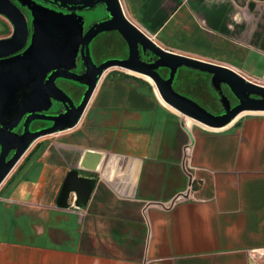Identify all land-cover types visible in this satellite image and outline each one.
I'll use <instances>...</instances> for the list:
<instances>
[{"label":"crops","instance_id":"obj_1","mask_svg":"<svg viewBox=\"0 0 264 264\" xmlns=\"http://www.w3.org/2000/svg\"><path fill=\"white\" fill-rule=\"evenodd\" d=\"M121 4L162 46L264 83V0ZM190 143L194 183L178 200ZM71 170L97 180L85 210L75 195L57 206ZM261 248L264 114L222 130L189 124L121 68L104 73L74 128L35 141L0 186V264H264L249 257Z\"/></svg>","mask_w":264,"mask_h":264},{"label":"water","instance_id":"obj_2","mask_svg":"<svg viewBox=\"0 0 264 264\" xmlns=\"http://www.w3.org/2000/svg\"><path fill=\"white\" fill-rule=\"evenodd\" d=\"M32 2L34 5L26 3L33 18L31 43L24 52L15 55L28 42L29 24L9 0H0V15L14 28L9 38L0 39V186L35 141L72 129L80 122L102 76L111 68H121L151 79L167 106L211 130L229 127L244 113L264 114V86L247 80L226 66L164 50L126 17L121 0H51L59 8L68 10V14ZM100 4L105 6L110 18L85 31L87 19L78 11L94 10ZM111 32H117L126 42L128 57L111 58L97 65L92 57L91 44L99 35ZM79 60L85 68L84 74L73 71ZM183 67L212 76L211 85L219 96L222 114H214L176 91L175 82ZM161 69L168 71L167 78L161 75ZM57 79L86 87L78 106L56 85ZM224 87L237 100L235 106L225 94ZM48 103L54 107L47 108ZM56 104H60L65 112L47 116L45 112L55 109ZM25 116V131L18 135L15 130ZM35 120L51 122L52 126L31 132L30 124ZM12 150L15 154L7 161ZM96 184L95 178L71 170L62 186L57 206L69 208L71 197L75 195L74 206L85 210Z\"/></svg>","mask_w":264,"mask_h":264},{"label":"flooded vegetation","instance_id":"obj_3","mask_svg":"<svg viewBox=\"0 0 264 264\" xmlns=\"http://www.w3.org/2000/svg\"><path fill=\"white\" fill-rule=\"evenodd\" d=\"M9 1L13 5H15L21 11V13L25 16V18L28 21L29 30H30L29 31V39H28L27 44L25 45V47L21 51L17 52L15 55L21 54L22 52H24L31 43V37L33 34V27H32L33 18H32V12L29 9V6L27 4L34 5L32 2V1H34L36 4L41 5L45 8L53 9V10H56L58 12H63L65 14L70 13L68 10L59 8L57 5L51 3V0H9ZM92 12H93V10H83V11H78V14L85 16L87 21H88V14H90ZM1 17H3V16H1ZM3 18H5V17H3ZM109 18L110 17L107 13L105 14V16H103L102 18H99V19H97V16L94 14L92 24L90 26H86L85 31H87L93 24H95L97 22L108 20ZM2 26L4 27V30H7V27L5 25H2ZM13 31H14V28H13ZM13 31L9 35L3 36L0 39L9 38L13 34ZM91 51H92V57H93V59L97 65H100L104 61L111 59V58L126 59L128 57L127 44L117 32H111V33H105V34L99 35L92 42ZM154 60L155 59H153L151 61H154ZM78 62H79L78 67L75 68L73 71H75L77 74H84L85 68L82 66L80 60ZM52 72L53 71L48 73L47 78L52 74ZM159 72L165 78L168 77V71L167 70L161 69ZM211 77H210V84H211ZM56 85L61 90H63L68 95L69 98H71V100L74 102L75 105L78 106L80 104V102L83 99L84 93L86 91L85 86L71 82V81L63 80V79H57ZM211 87H212V85H211ZM212 89H213V87H212ZM213 92L215 94L213 100L208 99V100H206L205 103H207L209 106H211L213 108V110L216 109L217 113H214V114L220 115L223 113L222 106L219 102V97L216 95V92L214 90H213ZM224 92L229 97L232 106H235L238 103L237 100L231 95V93L227 89H225V87H224ZM46 106H47V108H49L52 106V104L48 103ZM52 107H54V106H52ZM64 112H65L64 108L60 104H56L55 109L50 110V111H46L45 114L47 116H57V115L62 114ZM26 119H27V116H25L20 121L18 127L15 130L16 134L22 135L24 133ZM51 126H52L51 122L35 120L30 124V131L31 132H37V131H40L42 129L49 128ZM1 154H2V145L0 143V157H1ZM14 154H15V151L12 150L9 153V155L7 156L6 160L9 161Z\"/></svg>","mask_w":264,"mask_h":264},{"label":"rangeland","instance_id":"obj_4","mask_svg":"<svg viewBox=\"0 0 264 264\" xmlns=\"http://www.w3.org/2000/svg\"><path fill=\"white\" fill-rule=\"evenodd\" d=\"M94 14L97 16V19L102 18L103 16H105V14H106L105 6L103 4H100V5H98L96 7L95 10H93L92 13L88 14V21H87L86 26H90L92 24V22H93V15ZM132 23L135 24V25L136 24L139 25L137 22L136 23L135 22H132ZM2 25H5L7 27V30H4V27ZM12 31H13L12 24L7 19H5V18H3V17L0 16V38L3 37V36L9 35L10 33H12ZM181 71H183V72H188V71L191 72V71H195V70H192V69L184 68L183 67V68H181ZM195 72L199 73L198 71H195ZM191 77L193 79H198V77H196L194 75L193 76L191 75ZM144 80H146L149 84H151V86L154 88V90L156 92V87L153 84V82L149 78H146V77H144ZM156 93H158V91ZM207 93H210V95H212V97L214 98L211 90H208ZM183 95H185V96L191 98L192 100L196 101L197 103H199L200 105H202L203 107H205L210 112L217 113L216 109L213 110V108L211 106H209L207 103H205L206 100L209 99V97H208L209 94L208 95L207 94H202V95L200 94L199 97L197 96L196 93H184ZM216 95H217V93H216ZM248 114L249 113H244V114L240 115L238 117V119H236V120H239L240 118H242L244 116H247ZM180 116L183 118V120H186V122H188L189 124H197L195 122L194 123H190V122H193V121H191L190 119L185 118V116H183L181 114H180Z\"/></svg>","mask_w":264,"mask_h":264},{"label":"built area","instance_id":"obj_5","mask_svg":"<svg viewBox=\"0 0 264 264\" xmlns=\"http://www.w3.org/2000/svg\"><path fill=\"white\" fill-rule=\"evenodd\" d=\"M135 25V24H134ZM147 38H149L152 42H154L156 45H158V46H160L161 48H163L164 50H166V51H168V52H171V53H174V54H180V53H177V52H175L174 50H172V49H169V48H166V47H164V46H162L159 42H158V40H157V37H156V35L155 34H152V33H150L148 30H146L145 28H143L142 26H140V25H135ZM180 55H182V54H180ZM184 56H186V55H184ZM189 57V56H188ZM228 68H230V67H228ZM230 69H232L233 71H235L237 74H239L240 76H242V77H244V78H246L244 75H243V73L240 71V70H238V69H236V68H234V67H231ZM247 80H249V81H252V82H254V83H257V84H260V85H262V86H264V83H262V82H256V81H253V80H250V79H248V78H246ZM191 145V143L187 146V148H186V156H185V159H184V169H185V172H186V174H187V176L189 177V180H190V182H189V188H188V192L187 193H185V194H183V196H179L177 199L179 200V199H184V198H188V197H190V194H191V192H192V185H193V183H194V175H193V173L191 172V170L193 169V167H192V165H191V161H190V156H189V150H190V146ZM165 207H167V208H169V206H165ZM146 208H147V206H146ZM146 208H145V211L144 212H146L147 210H146ZM249 257L253 260V261H256V260H258V259H262V258H264V249H253V250H251L250 252H249Z\"/></svg>","mask_w":264,"mask_h":264},{"label":"trees","instance_id":"obj_6","mask_svg":"<svg viewBox=\"0 0 264 264\" xmlns=\"http://www.w3.org/2000/svg\"><path fill=\"white\" fill-rule=\"evenodd\" d=\"M191 75L198 77V79H193ZM210 77L211 76L209 74L201 72L197 73L195 71L183 72L180 69L174 87L176 91L181 94L196 93L198 97L200 94H209V99L213 100L212 95H210V93H207L208 90H211L213 96H215L210 84Z\"/></svg>","mask_w":264,"mask_h":264},{"label":"bare ground","instance_id":"obj_7","mask_svg":"<svg viewBox=\"0 0 264 264\" xmlns=\"http://www.w3.org/2000/svg\"><path fill=\"white\" fill-rule=\"evenodd\" d=\"M140 76V75H139ZM147 78V77H146ZM151 80V79H150ZM152 81V80H151ZM158 90H157V88H156V92H157ZM159 93V92H158ZM157 93V95H158V97L160 98V100L163 102V103H165L164 101H163V99L161 98V96H160V94H158ZM185 118H187V117H185ZM187 119H189V118H187ZM191 120V119H190Z\"/></svg>","mask_w":264,"mask_h":264}]
</instances>
